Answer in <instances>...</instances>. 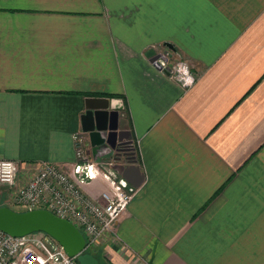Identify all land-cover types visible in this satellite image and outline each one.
<instances>
[{"label": "crops", "instance_id": "crops-1", "mask_svg": "<svg viewBox=\"0 0 264 264\" xmlns=\"http://www.w3.org/2000/svg\"><path fill=\"white\" fill-rule=\"evenodd\" d=\"M166 51L191 85L152 66ZM99 97L138 154L106 257L264 264V0H0V158L19 159L21 179L73 162L76 133L111 155L81 129Z\"/></svg>", "mask_w": 264, "mask_h": 264}, {"label": "built area", "instance_id": "built-area-1", "mask_svg": "<svg viewBox=\"0 0 264 264\" xmlns=\"http://www.w3.org/2000/svg\"><path fill=\"white\" fill-rule=\"evenodd\" d=\"M151 64L183 87L191 85L197 76L182 59L171 62L167 51L156 54ZM122 144L118 150L111 149L110 156L95 159L86 150L84 137L76 133L73 162L41 163L27 179H21L19 159L0 158V186H6L7 191V200L0 205L14 204L23 206L24 210L46 208L67 219L85 236L87 251L95 249L106 235L117 239L116 221L137 190L114 168L137 160L136 142L127 140ZM94 180H102L107 185V189L100 191V198L92 197L83 189L84 184ZM0 264L80 263L44 231L15 236L0 230Z\"/></svg>", "mask_w": 264, "mask_h": 264}, {"label": "water", "instance_id": "water-1", "mask_svg": "<svg viewBox=\"0 0 264 264\" xmlns=\"http://www.w3.org/2000/svg\"><path fill=\"white\" fill-rule=\"evenodd\" d=\"M90 100L103 102V104L87 106L81 115V129L90 133L93 140L106 141L110 148H114L119 138V111L110 105V99L99 97L90 98ZM114 168L130 183L138 184V177L134 175L136 167L115 165ZM0 230L15 236L44 231L55 238L67 254L75 256L80 264H104L93 253L85 250V236L72 222L55 215L46 208L15 210L8 205H0Z\"/></svg>", "mask_w": 264, "mask_h": 264}, {"label": "rangeland", "instance_id": "rangeland-1", "mask_svg": "<svg viewBox=\"0 0 264 264\" xmlns=\"http://www.w3.org/2000/svg\"><path fill=\"white\" fill-rule=\"evenodd\" d=\"M168 52V51H167ZM168 54H169V52H168ZM169 56H170V54H169ZM170 58V57H169ZM127 140H130V141H133L134 143H135V140L134 139H131V138H129V139H123V140H121V141H117V143H116V145L114 146V148L113 149H119V148H121V147H123V145H122V143H124V142H126ZM96 180H94V181H92V182H90V183H88V185L89 184H91V183H93V182H95ZM6 186H0V192H1V197H0V204H3V202H5L6 200H7V197H6V193L5 192H7L6 191ZM3 197V198H2ZM10 207H12L13 209H15V210H24L23 209V206H18V205H14V204H10L9 205ZM93 250H97L96 252H97V254L98 255H103L104 254V252H103V250H102V248L100 247V244L98 243V245L96 246V248L95 249H93ZM88 251H92V249H88ZM100 255V256H101ZM105 255V254H104ZM106 256V255H105Z\"/></svg>", "mask_w": 264, "mask_h": 264}, {"label": "trees", "instance_id": "trees-1", "mask_svg": "<svg viewBox=\"0 0 264 264\" xmlns=\"http://www.w3.org/2000/svg\"><path fill=\"white\" fill-rule=\"evenodd\" d=\"M97 251V250H96ZM95 250L90 251L91 253H93L99 260L100 262L104 263V264H113L104 254L103 255H98L97 252Z\"/></svg>", "mask_w": 264, "mask_h": 264}, {"label": "flooded vegetation", "instance_id": "flooded-vegetation-1", "mask_svg": "<svg viewBox=\"0 0 264 264\" xmlns=\"http://www.w3.org/2000/svg\"><path fill=\"white\" fill-rule=\"evenodd\" d=\"M123 139L125 140L126 138L124 137V138H122V140H123ZM122 145H123V144H122Z\"/></svg>", "mask_w": 264, "mask_h": 264}]
</instances>
